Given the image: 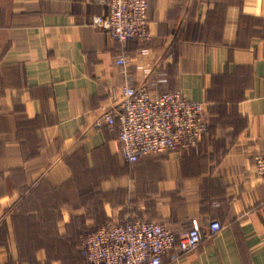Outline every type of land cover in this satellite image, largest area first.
Here are the masks:
<instances>
[{
	"label": "crops",
	"instance_id": "crops-1",
	"mask_svg": "<svg viewBox=\"0 0 264 264\" xmlns=\"http://www.w3.org/2000/svg\"><path fill=\"white\" fill-rule=\"evenodd\" d=\"M109 1L0 0V264H91L107 224L195 220L165 264H264V0H149L151 37L128 42L93 25ZM127 85L204 103L198 147L125 161L97 125Z\"/></svg>",
	"mask_w": 264,
	"mask_h": 264
},
{
	"label": "built area",
	"instance_id": "built-area-1",
	"mask_svg": "<svg viewBox=\"0 0 264 264\" xmlns=\"http://www.w3.org/2000/svg\"><path fill=\"white\" fill-rule=\"evenodd\" d=\"M149 0H110L109 13L96 16L93 25L107 31L119 42L147 41ZM148 50H143L146 54ZM125 57L117 61L125 65ZM112 106L105 109L97 126L119 127L117 147L125 161L134 164L149 155L190 151L198 147L209 131L205 105L180 91L152 92L146 86H124L113 91ZM256 172L264 177V154L257 157ZM223 226L213 221L210 236ZM200 223L179 238L167 227L153 222L107 224L94 231L82 246L83 257L91 264H165L164 256L175 249L177 261L201 242Z\"/></svg>",
	"mask_w": 264,
	"mask_h": 264
},
{
	"label": "rangeland",
	"instance_id": "rangeland-1",
	"mask_svg": "<svg viewBox=\"0 0 264 264\" xmlns=\"http://www.w3.org/2000/svg\"><path fill=\"white\" fill-rule=\"evenodd\" d=\"M151 168H154L155 169V164L151 166Z\"/></svg>",
	"mask_w": 264,
	"mask_h": 264
}]
</instances>
